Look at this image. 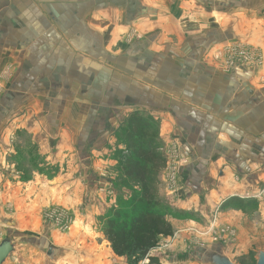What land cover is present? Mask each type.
Wrapping results in <instances>:
<instances>
[{
  "label": "crops",
  "instance_id": "0c3cea01",
  "mask_svg": "<svg viewBox=\"0 0 264 264\" xmlns=\"http://www.w3.org/2000/svg\"><path fill=\"white\" fill-rule=\"evenodd\" d=\"M263 5L260 0H0V138L10 127L16 141L30 138L37 129L46 130L47 118L82 119L88 149L100 145L106 152L118 117L136 115L164 141L178 136L190 163L178 181L191 184L182 197L188 204L196 205L204 194L207 204L225 201L233 178L251 184L256 171L264 174L254 171V162L264 166V86L254 84L244 67L222 72L210 54L242 31L253 34L250 41L262 40ZM190 18L198 30L181 32L173 42L170 32ZM131 27L145 40L126 49L119 42ZM67 134L75 132L68 128ZM45 141H37L39 148L51 150ZM5 150L17 154L14 146ZM89 243L97 246L95 239ZM106 250H88L82 260L58 249L45 264L119 259L126 264L111 247Z\"/></svg>",
  "mask_w": 264,
  "mask_h": 264
},
{
  "label": "rangeland",
  "instance_id": "374dc122",
  "mask_svg": "<svg viewBox=\"0 0 264 264\" xmlns=\"http://www.w3.org/2000/svg\"><path fill=\"white\" fill-rule=\"evenodd\" d=\"M263 1L260 0L262 4ZM197 25L191 18L186 19L181 22L182 28L178 26L173 33L170 32L169 38L177 43L181 32L198 30ZM211 25L218 26V23L210 21ZM245 28L251 29L250 26ZM139 31L131 27L122 34L119 43L130 49L134 43L142 42L145 37ZM238 35L236 39L223 42L210 54L213 63L224 73L235 66L244 67L255 77L254 84L264 86V44H261V38H257L258 43L255 38L250 41L253 34L242 31ZM118 118V127L114 126L109 132L112 149L106 148V152L100 145H95V149L89 146L88 149L87 122L82 119L55 121L47 118L43 126L58 128L46 127L45 130L42 127L30 138L23 136L20 142L10 136L11 127L6 131L7 136L2 132L0 164L3 170L0 171L5 174L2 176L1 173L0 178V242L10 237L15 245V251L4 264H45L50 260L46 259L50 252L56 255L58 249H66L63 255H81L85 260L88 250L105 252L110 248L105 229L111 210L130 209L134 196L140 191L138 183L126 179L121 171L127 151L124 130L129 118L126 114ZM37 122L31 126L38 128ZM2 126H5L4 121ZM68 128L73 129L75 135L69 136ZM153 132L154 129L146 133L145 142L153 139L165 160V166L157 176L156 199L162 208L176 215L168 216L173 235L158 238L148 255L157 258L160 264H202L198 249L220 245L233 264H256L257 254L264 252V174L256 170L264 169V166L254 162V171L258 173L251 184L233 178L234 183L228 185L232 194L225 201L220 203L215 199L207 204L204 194L193 206L188 204L187 198H182L184 191L192 189L191 184H178L190 164L180 150L178 136L172 135V140L167 142L165 137L163 139ZM17 136L21 137L20 134ZM40 139L47 140L44 143L51 150L40 149L37 143ZM11 146L16 149L15 157L7 155L5 150ZM62 146L63 150H59ZM86 160L91 161L89 166L85 165ZM200 186L205 187V183ZM232 199L239 203L229 205ZM189 205L192 211L182 210V207L190 209ZM91 239L96 240L97 246L89 243ZM38 258L42 259L39 261ZM121 258L126 260V264L132 260L130 257ZM119 261L116 264L121 263ZM147 262L144 259L138 264ZM109 263L112 264L110 260Z\"/></svg>",
  "mask_w": 264,
  "mask_h": 264
},
{
  "label": "trees",
  "instance_id": "16d2710c",
  "mask_svg": "<svg viewBox=\"0 0 264 264\" xmlns=\"http://www.w3.org/2000/svg\"><path fill=\"white\" fill-rule=\"evenodd\" d=\"M149 125L147 120L136 115L127 122L124 130L127 151L121 171L126 179L138 183L140 191L134 196L130 209L121 207L111 210L105 229L113 254L130 257V264H138L144 259L148 260L145 264H160L157 258L148 255L149 251L155 247L158 238L173 235L168 216L175 213L162 208L161 202L156 199L157 176L164 168L165 160L157 151L158 145L153 139L145 142ZM229 202L231 206L239 203L235 199Z\"/></svg>",
  "mask_w": 264,
  "mask_h": 264
},
{
  "label": "water",
  "instance_id": "95a60500",
  "mask_svg": "<svg viewBox=\"0 0 264 264\" xmlns=\"http://www.w3.org/2000/svg\"><path fill=\"white\" fill-rule=\"evenodd\" d=\"M264 198V191H263ZM15 251L13 240L5 238L0 242V264H4L8 257ZM198 255L202 264H233L228 257L223 254L220 245H212L209 249H198ZM256 264H264V252H259L256 256Z\"/></svg>",
  "mask_w": 264,
  "mask_h": 264
}]
</instances>
